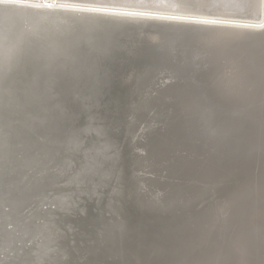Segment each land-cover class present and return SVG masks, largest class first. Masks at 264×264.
I'll list each match as a JSON object with an SVG mask.
<instances>
[{"label":"bare ground","instance_id":"bare-ground-1","mask_svg":"<svg viewBox=\"0 0 264 264\" xmlns=\"http://www.w3.org/2000/svg\"><path fill=\"white\" fill-rule=\"evenodd\" d=\"M263 19L264 0H0V264H79L89 255L74 243L83 239L81 228H73L76 221L67 216L83 205L73 196L82 191L81 164L65 162L62 151L71 129L59 139L57 126L76 49L85 42L90 46L84 58L96 70L95 87L102 67L97 55L122 44L115 33L108 34L113 28L131 31L134 51L145 38L139 53L147 44L161 49V59L167 55L164 46L176 51L182 61H193L206 81L185 88L168 77L148 80L143 71L133 83L128 196L139 214L158 217L148 225L160 232L145 240L142 225H132L138 232L127 256L122 220L102 221L99 227L109 238L105 245L113 253L109 259L264 264V168L256 177L260 158L264 162L259 150L264 151ZM145 27L153 28L144 32ZM242 121L254 128L249 145L240 139L245 134L231 137L245 131ZM167 122L186 128L172 132L171 125L164 128ZM83 125L74 139L78 161L91 146ZM233 159L239 163L224 164ZM249 172L251 180L218 191ZM70 242L78 256L65 262L72 248L63 246Z\"/></svg>","mask_w":264,"mask_h":264},{"label":"water","instance_id":"water-1","mask_svg":"<svg viewBox=\"0 0 264 264\" xmlns=\"http://www.w3.org/2000/svg\"><path fill=\"white\" fill-rule=\"evenodd\" d=\"M263 23H264V19H263L262 24ZM121 29H123V28H116V29L113 28L110 30L108 29L107 31H109L108 34L118 33V32H120ZM86 41L88 42V40H86ZM182 41L183 40H180V43ZM138 42H139L138 45L140 46V49H141L144 47V44L147 43V40L145 38H142ZM177 43H179V42H177ZM84 44H83L84 46H82L81 49H76V51L78 53H76L74 55L75 63L73 65V69H72L73 73L71 75L70 82L68 83V86H69L68 87V91H69L68 94L69 95L63 100V105L61 106V108L59 110L60 119L58 120L59 126H57L59 139H64L63 137H67L66 134L71 129V132L69 134L70 135L69 137L71 138V140L69 143H66L65 150H63L62 153H63V156L65 158V162L71 161L72 163L78 162V155H77V153L74 154L75 149H76L75 144H74V139H77L76 137L80 136V135L78 132L79 128L78 129H76V128L80 127V126L82 127V124H83L82 122L84 119L83 118L84 111H83L82 107L84 105L85 96L91 90V87H92L91 80L93 79L95 71H96L94 69V65L90 63V60L88 63L87 62L88 60L84 58V51H85V53L86 52L88 54L90 53V46H88L86 44V42ZM149 45L147 44L146 48L144 49V51H142V53H139V50H135V51H137V53L139 55L138 59H140V60L135 63L133 68H129L127 73H125L124 76H126V78L122 80L121 86H120V91H119V93H118V95L115 98L114 103H113V105L115 107V112H116V121H117V124L119 127V137H118V144H119L118 156L119 157L118 158L120 159L121 164H119V166H117V170H119V172H120V181L122 182L121 183V196L124 199L125 203H127L128 208L132 210V214L136 218L135 220H132L131 222L122 221V227L126 228V230L123 232V235L121 236L122 239L124 240L123 243L125 242L124 249H122V250H123L124 254L127 256H131V248L134 246L133 240L135 239L137 232H138V231L134 230V227L132 225H134V224L142 225V229L145 232L144 233V237H146L145 240L149 239L150 236H154L155 232H160L159 229L156 231H153L154 229H153L152 225L151 224L148 225V223H151L152 217H154L155 219L158 217L155 216V214L152 212H141L139 214V210L135 209V204L132 202L131 196L130 197L128 196L129 195L128 190H129V186H130L129 184L131 182V174H132V171L134 168L133 160H132V158H133L132 147H131V144L129 145L130 142L128 141V138H127L128 133L131 130V127L127 126V122L129 123V115L132 112L130 109V106L133 104L134 99L137 97L136 92L134 93V90H132L133 83L137 80L136 78L143 71H145L147 73V77L149 78L148 80L153 79L154 81H156L157 78L162 80L161 78H165V77L167 78L168 77L169 80H174V81L179 80L180 83L182 84V86H184L185 88H187L188 86L190 87L191 85L192 86L195 85V82L206 81L205 75L202 71L199 70V67L193 66V61H191L187 58H186L187 60L182 61L181 58L176 53V51H174L172 49L171 50L168 49L167 46L163 47L164 51L167 53V55L164 56V59H161V56H159L157 54L161 51V49L154 47L152 44H149ZM148 49H150L149 51H154L156 54L146 53L145 50L148 51ZM263 51H264V49H262V52ZM102 53L103 52H100L101 56L97 55V61H96L97 64H101L102 55H103ZM167 56H168V59H167ZM136 58H137V56H136ZM78 60H79V62H78ZM99 61H100V63H99ZM86 64H87V66H86ZM101 65H103V64H101ZM196 73H197V76H196ZM126 74H128V76ZM124 76H123V78H124ZM187 76H190L189 79H185ZM150 82L151 81H149V83ZM211 96H212V93L208 97L211 98ZM167 116L169 117V114L165 116V119H167ZM181 124H183V123L178 122V123L171 125L169 122H167V124H166V126H164V128L168 129L171 125L170 128H171L172 132L180 131V133H182V131L186 127L183 126L184 128H181L180 127ZM240 126L243 129H245V131H242V132L237 133L235 135H231V137L235 136V138H237V137L241 136L242 134H245L244 138H242V136H241L240 139L241 140L246 139L244 141L245 142L247 141L248 145H249V143L253 142V140H254V132H253L254 128L251 127L249 124H248V128L245 127L246 122H243V121H242V123L240 122ZM248 132H250V133H248ZM82 133H84L83 129H82ZM152 134H153V138L154 137L156 138L158 135V133H155V134L152 133ZM246 136H247V138H246ZM249 138H250V140H249ZM129 140H130V138H129ZM80 145L81 144H78L77 147ZM252 145H253V143H252ZM259 150H260V155L263 156V158H264L263 149L259 148ZM236 163H239L238 159H233L231 161H225L224 164L229 167V166H231V164H236ZM263 163L264 162L262 161V158H260L259 167L256 168L257 169V174L255 173L256 177H257V175H260V173L262 172V170L264 168V167H262V165H264ZM250 173L251 172H249L247 175L238 174L236 176V178L233 179L232 182H227V183H224V185L219 186L218 191L224 192L226 190L231 189L234 186H236V187L240 186V184L246 180H251L249 178ZM68 185L69 184L65 182V185L62 186V189H63L62 192L64 191V187L65 186L68 187ZM76 191L77 190H75V193H76ZM78 195H79V193H76L73 195L76 200L79 198ZM77 201L79 202V199ZM78 202H77V204H79ZM64 208L67 210L68 209L67 205H65ZM71 212H72V214L70 212H68V214H67V216L69 215V220H71V221H76L77 218L81 217L82 213H83L80 208H78L77 211L72 210ZM156 215H158V214H156ZM106 220H109V219H107L105 217L100 218V220L97 222L98 227L102 224V221L104 222ZM136 220H140V222L137 223ZM79 221H77V222H79ZM82 223H83V221H82ZM84 227H85V225H83V227L81 226L82 229L79 231V233L83 236V239L79 238L78 240H74V243L80 245L79 246L80 248H82L84 246L83 250L85 251L86 254H89V255L85 256L84 262L79 263V264H84V263L85 264H90V263L91 264H116V262L113 259L112 260L109 259L110 254H113L109 250L111 247L105 245V243L109 239V238L106 239V237H105L106 228L99 227V228H102L103 235L102 234H99V235L93 234L90 238H87L88 233L85 229H83ZM106 227L108 229L107 233L109 234L107 237H109L111 235V233H110L111 226H110V224H107ZM68 230H69V228H68ZM68 230L66 229L65 233H68ZM97 237L101 238V240L99 241ZM93 238H94V241L95 240L98 241L95 244L98 246L91 245V244H94L92 241ZM130 238H132V239H130ZM116 239H118V238H116ZM125 239L127 241H125ZM79 240H81V241H79ZM119 240L121 241V239H119ZM72 243L73 242L66 243L63 246V247H65V246L69 245L72 248V250L70 252L71 257L67 259V256H66L65 262H66V260L71 262L73 256H75V257L78 256L77 254H75V249L71 245ZM114 244H116V243H114ZM107 255H108V259H106ZM29 260H30V258H29ZM72 263L74 264L73 260H72ZM33 264H34V261H33Z\"/></svg>","mask_w":264,"mask_h":264},{"label":"rangeland","instance_id":"rangeland-1","mask_svg":"<svg viewBox=\"0 0 264 264\" xmlns=\"http://www.w3.org/2000/svg\"><path fill=\"white\" fill-rule=\"evenodd\" d=\"M152 28L145 27L143 31L146 32ZM141 29L136 28L135 30ZM130 32L125 30L115 33L122 44L116 42L114 47L102 51L101 64L103 65L100 66L97 76L101 79L100 81L95 79V87H91L84 99L83 108L87 109L84 112L87 122L85 123L83 119V132L91 137V146L88 145L83 150V159L81 157L79 159L81 161H78L81 164L79 184L82 187L80 196H78L79 202L83 203L81 211L84 213L82 214L85 215L77 218L73 228L78 229V226L81 228L85 225L83 229L88 233L87 238L98 234L97 222L100 218L105 217L109 220L117 218L128 222L135 220L132 210L128 208L121 196L122 182L120 172L117 170V166L121 164L118 158L119 127L113 105L120 91L121 82L125 79V73L140 60L137 51L132 50L134 42ZM138 46L134 45L136 48Z\"/></svg>","mask_w":264,"mask_h":264},{"label":"snow or ice","instance_id":"snow-or-ice-1","mask_svg":"<svg viewBox=\"0 0 264 264\" xmlns=\"http://www.w3.org/2000/svg\"><path fill=\"white\" fill-rule=\"evenodd\" d=\"M25 2H26V0H25ZM91 10H93V11H104V9H91Z\"/></svg>","mask_w":264,"mask_h":264}]
</instances>
